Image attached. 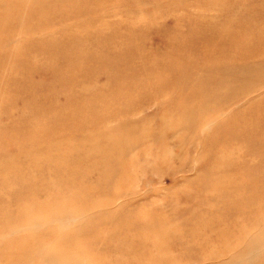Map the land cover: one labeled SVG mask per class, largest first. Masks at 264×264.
<instances>
[{"label":"rangeland","instance_id":"374dc122","mask_svg":"<svg viewBox=\"0 0 264 264\" xmlns=\"http://www.w3.org/2000/svg\"><path fill=\"white\" fill-rule=\"evenodd\" d=\"M120 1L101 15L117 12L109 21L135 27L129 47L138 60L120 71L105 69L94 58L102 42L58 10L34 13L55 18L27 29L29 0L0 33V264H263L264 0ZM99 15L90 16L93 30ZM80 34L92 59L61 60L64 41L52 40ZM196 36L215 37L211 56L189 52ZM174 42L188 59L166 58ZM165 59L178 71H157Z\"/></svg>","mask_w":264,"mask_h":264},{"label":"bare ground","instance_id":"6f19581e","mask_svg":"<svg viewBox=\"0 0 264 264\" xmlns=\"http://www.w3.org/2000/svg\"><path fill=\"white\" fill-rule=\"evenodd\" d=\"M27 0H19V2H18V0H0V18H2L3 19V21L4 22H0V33L1 32H4V31H7L8 30V28L9 27H11L12 25H14L15 24V22H16V20L18 19V17H19V15H20V13L23 11V3L25 4V2H26ZM30 1V9H31V14L33 15L32 17H31V24L30 25H27V29H31V27H44V26H46V25H49V24H51L52 23V21L54 20V18L55 17H53V18H51V20H46V21H44V22H42V21H39V20H37V19H35V17L36 16H38V14H34V13H40V12H45V13H47L48 14V12H54L55 10H58L59 12H61V16L62 17H59L60 18V20L61 21H67V20H69L70 18H75V19H73V23H71L70 25L72 26V27H81V32H84L85 34L86 33H92V34H94L95 36H97V38H98V40H99V42H102V44L104 45V47H103V50L99 53V54H97L96 56H94V58L95 59H97L99 62H103L104 63V66H105V69H106V67L107 68H110V69H114V70H117V71H120L123 67L124 68H128L129 67V63H133V64H135L136 63V61L138 60V55L137 54H135L134 52H132L131 50H130V47H129V45H130V42H131V39H133L134 38V36L133 37H131L130 35H132L131 33L133 32V28H135V27H131V26H128L127 28H122V29H119V26L118 25H120V20H118V22H111V21H109L110 20V16H116L117 15V12H112L111 14L109 13L108 15H107V13H105V16H103V17H101V15L102 14H104L103 12H107V7H108V4L109 3H113L114 2V0H29ZM116 1H118L119 3H121V1L120 0H116ZM166 1V0H165ZM170 2V1H169ZM155 3V2H154ZM167 4H169V3H167ZM137 7H139V6H137ZM155 7H156V4H155ZM2 8H7L8 10L7 11H2L1 9ZM27 8V7H26ZM113 8V7H112ZM111 8V9H112ZM125 9H124V11L126 12V7H124ZM136 8V7H135ZM135 8H133V9H135ZM10 9H12L13 11H14V14L12 15V16H10L9 14H8V11L10 10ZM130 9V7H128L127 8V10H129ZM137 9V8H136ZM109 11V10H108ZM138 11V10H137ZM136 11V12H137ZM3 12V13H2ZM119 12H121V11H119ZM133 12H134V10H133ZM121 13H123V10H122V12ZM135 13V12H134ZM91 14H100L99 15V21H100V24H98V26H97V28H95L94 30L91 28V25H95L96 23H95V21H92L91 19H90V16H91ZM124 14V13H123ZM125 14H127V13H125ZM121 15V14H120ZM84 16V17H83ZM93 19V18H92ZM98 20V19H97ZM105 21H109V22H105ZM100 31H103L104 32V34H100ZM108 32V33H107ZM99 33V34H98ZM81 35L82 34H80V36H78V37H76V38H67V37H65V36H62V37H55L52 41H53V43H58V42H60V41H64V43H63V47H56L58 50H60V57H61V60L63 59V60H65V61H68L69 59H73L74 57H79V58H81V59H92V55H86V54H84L83 52H82V50H81V43H84V41L82 40V38H81ZM219 37V39H220V41L217 43L218 45H221L220 43L223 41L222 40V38H220V35L218 36ZM215 37H212V38H208L206 41H203L202 40V38L200 37V36H196V37H194V38H191V39H193L192 40V42H191V44L189 45V52L191 51V50H193L192 48L193 47H196V50H198L199 48L201 49V50H203L205 53H207V56H211L212 55V51H210V49H211V46H210V41H212L213 39H214ZM212 42H214V43H216L217 41L216 40H213ZM194 43H197L198 45H195ZM73 44H76L75 46L77 47V46H79V47H77L75 50H70L71 48L70 47H66V46H73ZM217 44H215V45H217ZM157 45V44H156ZM217 45V46H218ZM30 49V48H29ZM33 49V48H32ZM51 51V50H50ZM210 51V52H209ZM184 47H183V45L182 44H180V43H177V42H174L173 44H172V46H169L168 48L166 47V45L164 46V51L162 52V53H166V58H173V59H182L183 58V56H185V58L186 59H188V53H189ZM195 54V53H194ZM199 54V53H198ZM54 56V55H53ZM197 57H198V55H197ZM194 58H196V57H194ZM199 58V57H198ZM197 58V59H198ZM21 59V58H20ZM200 59V58H199ZM198 59V60H199ZM197 60V61H198ZM49 61V60H48ZM200 61V60H199ZM163 62L164 61H161V62H159L157 65H155V69L158 71H162L164 68H169V69H173V70H175V71H178V69H179V67H178V65L177 64H173V65H171V64H168V63H170L167 59H165V64L163 65ZM186 62V61H185ZM196 62V61H195ZM184 63V62H183ZM168 64V65H167ZM201 64V63H200ZM62 65V64H61ZM64 65V64H63ZM126 65H128L127 67H126ZM144 65H145V62H144ZM203 67V66H202ZM190 68V67H189ZM196 69V68H195ZM70 71H71V69H70ZM184 71V70H183ZM196 72V71H195ZM70 73V72H69ZM160 73V72H159ZM162 73V72H161ZM161 75V74H160ZM70 76V75H69ZM157 77V76H156ZM152 78H154L153 76H152ZM195 80V79H194ZM179 81V80H178ZM130 82V81H129ZM162 82V81H161ZM173 82V81H172ZM148 83V82H147ZM152 83H155V82H152ZM163 83V82H162ZM168 83V82H167ZM16 84V83H15ZM108 84V83H107ZM146 84V83H145ZM144 84V85H145ZM156 84V83H155ZM154 84V85H155ZM159 84V83H158ZM164 84V83H163ZM126 85V84H125ZM153 85V84H152ZM217 85V84H216ZM123 86V85H122ZM141 86V88H142V85H140ZM199 86V85H198ZM65 87V86H64ZM200 87V86H199ZM195 88V87H194ZM154 89V88H153ZM210 89V88H209ZM213 89V88H212ZM110 90V89H109ZM157 90V89H156ZM185 90L186 89H184V92H185ZM106 91V90H105ZM147 91V90H146ZM162 91V90H161ZM141 92V91H140ZM148 93H149V91H148ZM147 93V94H148ZM160 93H162V92H160ZM160 93H159V96H160ZM163 94V93H162ZM161 94V95H162ZM173 95V94H172ZM67 96V95H66ZM184 96V95H183ZM149 97V96H148ZM156 97V96H155ZM162 97V96H161ZM231 97H232V99H231V102H234V99H233V95H231ZM143 98V97H142ZM162 101V100H161ZM170 101V100H169ZM168 101V102H169ZM129 102V101H128ZM164 102V101H163ZM173 102V101H172ZM160 103V102H159ZM128 105V104H127ZM124 105H122V107H123ZM129 106V105H128ZM166 106H167V103H166V105H165V107L164 108H166ZM170 106V105H169ZM62 107V106H61ZM156 107V106H155ZM119 108V107H118ZM117 108V109H118ZM164 108H162V109H164ZM176 108V107H175ZM227 108V107H226ZM159 109V108H158ZM170 109V108H169ZM233 109V108H232ZM238 109V108H237ZM156 110V109H155ZM236 110V109H235ZM174 111V110H173ZM155 112V111H154ZM228 112H230V111H228ZM232 112V111H231ZM178 113V112H177ZM215 113H216V111H215ZM221 113V112H220ZM181 114V113H180ZM214 114V113H213ZM230 114V113H229ZM14 115V114H13ZM231 115V114H230ZM72 116V115H71ZM210 116H212V115H210ZM223 116H224V114H223ZM222 116V117H223ZM232 116V115H231ZM209 117V116H208ZM207 117V118H208ZM225 117V116H224ZM227 117V116H226ZM176 118V117H175ZM186 118V117H185ZM185 118H183V119H185ZM191 118V117H190ZM25 119V118H24ZM214 119V118H213ZM221 119V118H220ZM222 119H224V118H222ZM126 121H127V123H128V120L127 119H125ZM178 120V119H177ZM162 121V120H161ZM167 121H169V120H167ZM174 121H176V119L175 120H173V122ZM185 121V120H184ZM214 121V120H213ZM116 122V121H115ZM180 122V121H179ZM193 122V121H192ZM224 122V121H223ZM119 123H120V121H119ZM131 123H133V122H131ZM139 124V123H138ZM148 124V123H147ZM175 124V123H174ZM177 124V123H176ZM210 124H213V123H210ZM217 124V123H216ZM120 125V124H119ZM122 125V124H121ZM120 125V126H121ZM124 125V124H123ZM162 125H163V123H162ZM178 125V124H177ZM180 125V124H179ZM217 125H219V124H217ZM130 126V125H129ZM181 126V125H180ZM183 126H184V124H183ZM4 127H6V126H4ZM122 127V126H121ZM206 127V126H205ZM215 127V126H214ZM213 127V128H214ZM178 128H180L179 126H178ZM187 128V127H186ZM202 128H203V126H202ZM212 128V129H213ZM215 128H217L218 129V127H215ZM214 128V129H215ZM7 129V128H6ZM114 129V128H113ZM140 129V128H139ZM176 129V128H175ZM210 129H211V127H210ZM116 130H117V128H116ZM172 130V129H171ZM203 130V129H202ZM208 130V129H207ZM111 131H113V130H111ZM124 131V130H123ZM138 131V130H137ZM136 131V132H137ZM22 132V131H21ZM173 132V131H172ZM172 132H170V135H171V133ZM218 132V131H217ZM10 133V132H9ZM157 133H159V132H157ZM202 133V132H201ZM8 134V133H7ZM169 134V133H168ZM199 134V133H198ZM220 134V133H219ZM167 135V134H166ZM35 136V135H34ZM162 136V135H161ZM167 136H169V135H167ZM211 137V136H210ZM220 138V137H219ZM156 139V138H155ZM140 140H142V139H140ZM159 140V139H158ZM165 140V139H164ZM204 140V139H203ZM215 141H217V140H215ZM6 142V141H5ZM143 142V141H142ZM144 142H146V140L144 141ZM1 144V143H0ZM231 144V143H230ZM214 147V146H213ZM240 149V148H239ZM220 150H221V148H220ZM219 150V151H220ZM241 150V149H240ZM229 151V150H228ZM225 152V151H224ZM238 152V151H237ZM226 153V152H225ZM230 153H231V151H230ZM83 154V153H82ZM251 154V153H250ZM252 155V154H251ZM10 156V155H9ZM1 158H3V157H1ZM218 159H220V157L218 158ZM4 160V159H3ZM16 161V160H15ZM22 162V161H21ZM2 163H4V162H2ZM16 163V162H15ZM24 163H26V162H24ZM50 163V162H49ZM229 166V165H228ZM14 167V166H13ZM24 166H22V168H23ZM35 167V166H34ZM237 167V166H236ZM2 168V167H1ZM21 168V169H22ZM36 168V167H35ZM223 168V167H222ZM225 168V167H224ZM226 168H227V166H226ZM225 168V169H226ZM4 169V168H3ZM12 169V168H11ZM17 169V168H16ZM19 169H20V167H19ZM220 169V168H219ZM231 169V168H230ZM10 170V169H9ZM29 170H33V169H29ZM29 170H28V172H29ZM233 170V169H232ZM235 170V169H234ZM233 170V171H234ZM0 171H2V170H0ZM16 171V170H15ZM36 171V170H35ZM41 171V170H40ZM8 172V171H7ZM241 172V171H240ZM12 173V172H11ZM18 173V172H17ZM42 173V172H41ZM29 174V173H28ZM227 174V173H226ZM237 174V173H236ZM25 175V174H24ZM23 174H22V176H24ZM21 176V175H20ZM37 177V176H36ZM228 178V177H227ZM17 179V178H16ZM18 180V179H17ZM71 180V179H70ZM226 180H229V179H226ZM235 180V179H234ZM236 181V180H235ZM221 182H223V181H221ZM228 182V181H227ZM17 183V182H16ZM35 183V182H34ZM72 183V182H71ZM30 184V183H29ZM40 184V183H39ZM219 184V183H218ZM7 185V184H6ZM35 185V184H34ZM37 185V184H36ZM4 186V185H3ZM26 186H28V185H26ZM49 186V185H48ZM234 186V185H233ZM43 187V186H42ZM72 187V186H71ZM70 187V188H71ZM208 187V186H207ZM220 187V186H219ZM244 187V186H243ZM246 187V186H245ZM249 187V186H248ZM4 188V187H3ZM7 188V187H6ZM24 188V187H23ZM26 188V187H25ZM20 189V188H19ZM29 189H31V188H29ZM33 189V188H32ZM52 189V188H51ZM68 189V188H67ZM216 189V188H215ZM226 189V188H225ZM238 189V188H237ZM247 189V188H246ZM1 191V190H0ZM3 191V190H2ZM8 191V190H7ZM17 191V190H16ZM56 191V190H55ZM60 191V190H59ZM111 191V190H110ZM238 191V190H237ZM259 191V190H258ZM261 191V190H260ZM12 192V191H11ZM28 192H29V190H28ZM69 193H71L70 191H68ZM127 192V191H126ZM65 193H66V191H65ZM76 193V192H75ZM102 193V192H101ZM21 194V193H20ZM52 194V193H51ZM56 194V193H55ZM64 194V193H63ZM91 194V193H90ZM116 194V193H115ZM127 194V193H126ZM241 194V193H240ZM239 194V195H240ZM60 195V194H59ZM62 195V194H61ZM64 195H66V194H64ZM111 195V194H110ZM119 195H120V193H119ZM2 196H3V194H2ZM17 196V195H16ZM48 196V195H47ZM88 196V195H87ZM116 196V195H115ZM122 196V195H121ZM235 196V195H234ZM241 196V195H240ZM252 196V195H251ZM1 197V196H0ZM13 197V196H12ZM25 197H26V195H25ZM64 197V196H63ZM70 197V196H69ZM85 197V196H84ZM89 197V196H88ZM104 197V196H103ZM126 197V196H125ZM244 197V196H243ZM5 198V197H4ZM9 198V197H8ZM23 198V197H22ZM52 198H53V196H52ZM76 198V197H75ZM97 198V197H96ZM79 199V198H78ZM91 198H89V200H90ZM117 199H118V197H117ZM231 199V198H230ZM245 199V198H244ZM252 199V198H251ZM258 199V198H257ZM257 199H256V201H257ZM262 199V198H261ZM54 200V199H53ZM100 200V199H99ZM209 200V199H208ZM233 200V199H232ZM248 200H249V198H248ZM18 201H19V198H18ZM17 201V202H18ZM69 201V200H68ZM97 201H98V199H97ZM106 201V200H105ZM252 201V200H251ZM78 202V201H77ZM104 202V201H103ZM245 202V201H244ZM9 203H11V202H9ZM90 203V202H89ZM23 204V203H22ZM42 204H44V203H42ZM84 204V203H83ZM88 204V203H87ZM100 204V203H99ZM107 204V203H106ZM106 204H105V206H106ZM198 204V203H197ZM196 204V205H197ZM235 204V203H234ZM18 205V204H17ZM35 205V204H34ZM37 205V204H36ZM101 205V204H100ZM195 205V206H196ZM208 205V204H207ZM231 205V204H230ZM251 205H252V203H251ZM250 205V206H251ZM254 205V204H253ZM262 205V204H261ZM264 205V204H263ZM262 205V206H263ZM75 206V205H74ZM94 206H96V205H94ZM217 206H218V204H217ZM226 206V205H225ZM232 206H234V205H232ZM236 206V205H235ZM241 206H242V203H241ZM0 207H2V206H0ZM5 207V206H4ZM11 207H13V206H11ZM20 207V206H19ZM28 207V206H27ZM31 207V206H30ZM46 207V206H45ZM88 207V206H87ZM91 206H89V208H90ZM99 207V206H98ZM101 207V206H100ZM116 207H118V206H116ZM123 207V206H122ZM121 207V209H123ZM257 207H259V206H257ZM35 208H37V207H35ZM41 208V207H40ZM39 208V209H40ZM75 208V207H74ZM217 208V207H216ZM220 208V207H219ZM246 208V207H245ZM250 208V207H249ZM248 208V209H249ZM252 208V207H251ZM255 208V207H254ZM1 209V208H0ZM3 209V208H2ZM5 209V208H4ZM7 209V208H6ZM9 209H10V207H9ZM14 209V208H13ZM24 209V208H23ZM38 209V210H39ZM42 209V208H41ZM93 209H94V207H93ZM92 209V210H93ZM114 209V208H113ZM120 209V210H121ZM236 209V208H235ZM247 209V210H248ZM256 209V208H255ZM31 210V209H30ZM84 210V209H83ZM96 210V209H95ZM112 210V209H111ZM202 210V209H201ZM8 211V210H7ZM12 211V210H11ZM10 211V212H11ZM36 211V210H35ZM82 211V210H81ZM222 211V210H221ZM6 212V211H5ZM9 212V211H8ZM16 212V211H15ZM20 212V211H19ZM24 212H26L25 210H24ZM39 212V211H38ZM86 212H87V210H86ZM85 212V213H86ZM220 212V211H219ZM228 212V211H227ZM235 212H237V211H235ZM244 212H247V211H244ZM31 213H33V211L31 212ZM36 213V212H35ZM40 213H41V211H40ZM78 213H79V211H78ZM77 213V214H78ZM96 213V212H95ZM107 213H109V210H108V212ZM113 213V212H112ZM122 213V212H121ZM204 213V212H203ZM226 213V212H225ZM251 213V212H250ZM89 214V213H88ZM106 214V213H105ZM109 214H111V211H110V213ZM114 214V213H113ZM236 214V213H235ZM238 214V213H237ZM239 214L241 215V213L239 212ZM248 214V213H247ZM5 215V214H4ZM24 215H25V213H24ZM42 215V214H41ZM93 215V214H92ZM228 215H229V213H228ZM10 216V215H9ZM27 216V215H26ZM35 216H37V215H35ZM44 216H46V215H44ZM83 216V215H82ZM101 216V215H100ZM99 216V217H100ZM109 215H107V217H108ZM111 216V215H110ZM156 216V215H155ZM251 216V215H250ZM23 217V216H22ZM21 216H20V218H22ZM70 217V216H69ZM94 217H96V216H94ZM98 217V218H99ZM112 217V216H111ZM117 217H119V216H117ZM125 217V216H124ZM200 217V216H199ZM211 217V216H210ZM255 217V216H254ZM29 218V217H28ZM52 218V217H51ZM50 218V219H51ZM77 218V217H76ZM89 218V217H88ZM217 218V217H216ZM7 219V218H6ZM11 219H13V218H11ZM27 219V218H26ZM72 219V218H71ZM84 219V218H83ZM97 219V218H96ZM105 219V218H104ZM113 219V218H112ZM116 219V218H115ZM174 219V218H173ZM190 219H191V217H190ZM223 219V218H222ZM231 219H233V218H231ZM245 219H246V217H245ZM247 219H248V217H247ZM258 219H260V218H258ZM47 220H49V219H47ZM53 220V219H52ZM70 220V219H69ZM85 220H86V218H85ZM89 220V219H88ZM91 220V219H90ZM92 220H93V218H92ZM95 220V219H94ZM157 220V219H156ZM213 220V219H212ZM215 220V219H214ZM213 220V221H214ZM235 220V219H234ZM252 220V219H251ZM261 220V219H260ZM264 219L262 218V221H263ZM1 221H3V220H1ZM12 221V220H11ZM10 220L8 221V223L9 222H11ZM45 221V220H44ZM44 221H43V223H44ZM56 221V220H55ZM96 221V220H95ZM100 222H102V219L101 220H99ZM99 221H97L98 222V224L100 223ZM119 221V220H118ZM123 221V220H122ZM155 221V220H154ZM186 221V220H185ZM220 221V220H219ZM228 220H226V222H227ZM254 221V220H253ZM4 222V221H3ZM28 222V221H27ZM30 222H32V221H30ZM117 222V221H116ZM156 222V221H155ZM187 222V221H186ZM218 222V221H217ZM242 222V221H241ZM256 222V221H255ZM29 223V222H28ZM34 223V222H33ZM37 223V222H36ZM58 224H60L59 222H57ZM86 223V222H85ZM93 223V222H92ZM189 223V222H188ZM192 223V222H191ZM203 223V222H202ZM1 224H2V222H1ZM12 224V223H11ZM21 224V223H20ZM83 224V223H82ZM87 224V223H86ZM114 224V223H113ZM154 224V223H153ZM160 224V223H159ZM201 224V223H200ZM222 224V223H221ZM224 224V223H223ZM243 224V223H242ZM245 224V223H244ZM247 224H249L248 222H247ZM9 225V224H8ZM23 225V224H22ZM33 225V224H32ZM38 225V224H37ZM52 225V224H51ZM61 225V224H60ZM62 225H64V224H62ZM70 225H72V224H70ZM88 225V224H87ZM106 225V224H105ZM107 225H108V223H107ZM155 225V224H154ZM157 225V224H156ZM179 225V224H178ZM182 225V224H181ZM184 225V224H183ZM197 225V224H196ZM216 225V224H215ZM238 225V224H237ZM239 225H241V224H239ZM263 225V224H262ZM1 226V225H0ZM3 226V225H2ZM11 226V225H10ZM31 226V225H30ZM39 226V225H38ZM82 226V225H81ZM86 226V225H85ZM92 226V225H91ZM95 226V225H94ZM97 226V225H96ZM102 226V225H101ZM113 226V225H112ZM177 226V225H176ZM201 226V225H200ZM209 226V225H208ZM220 226V225H219ZM245 226H248V225H245ZM259 226V225H258ZM12 227V226H11ZM83 227V226H82ZM90 227V226H89ZM141 227V226H140ZM146 227V226H145ZM148 227V226H147ZM191 227V226H190ZM194 227V226H193ZM217 227H218V225H217ZM233 227V226H232ZM240 227V226H239ZM244 227V226H243ZM256 227V226H255ZM1 228V227H0ZM36 228H38V227H36ZM92 228H94L93 226H92ZM108 228V227H107ZM111 228V227H110ZM154 228V227H153ZM162 228V227H161ZM199 228V227H198ZM202 228V227H201ZM2 229V228H1ZM64 229V228H63ZM75 229V228H74ZM79 229V227L77 228V230ZM84 229V228H83ZM149 229V228H148ZM157 229V228H156ZM190 229V228H189ZM231 229V228H230ZM34 230V229H33ZM69 230V229H68ZM86 230V229H85ZM223 230V229H222ZM221 230V231H222ZM19 231V230H18ZM51 231V230H50ZM56 231H57V229H56ZM65 231V230H64ZM74 231V230H73ZM72 230L70 231V232H73ZM79 231V230H78ZM81 231V230H80ZM80 231H79V233H80ZM86 231H88V230H86ZM85 231V232H86ZM94 231V230H93ZM157 231V230H156ZM215 231V230H214ZM238 231V230H237ZM58 232V231H57ZM59 232H60V230H59ZM58 232V233H59ZM69 232V233H70ZM76 232V231H75ZM82 232V231H81ZM191 232V231H190ZM246 232V231H245ZM244 232V233H245ZM249 232H251V230L249 231ZM52 233H53V231H52ZM52 233H50V234H52ZM82 233H84V232H82ZM263 233V232H262ZM63 234V233H62ZM65 234H66V232H65ZM65 234H63V235H65ZM113 234V233H112ZM195 234V233H194ZM197 234V233H196ZM253 234V233H252ZM258 234V233H257ZM44 235H46V234H44ZM54 235H55V233H54ZM60 235V234H59ZM72 235V234H71ZM70 235V236H71ZM80 235V234H79ZM212 235V234H211ZM225 235V234H224ZM260 235V234H259ZM262 235V234H261ZM69 236V235H68ZM76 236V235H75ZM178 236V235H177ZM192 236V235H191ZM203 236V235H202ZM216 236V235H215ZM257 236V235H256ZM56 237V236H55ZM60 237V236H59ZM167 237V236H166ZM222 237V236H221ZM250 237V236H249ZM253 237H254V235H253ZM61 238H63V237H61ZM60 238V239H61ZM70 238V237H69ZM82 238H83V236H82ZM93 238V237H92ZM102 238H103V236H102ZM111 238H112V236H111ZM110 238V239H111ZM178 238H180V236L178 237ZM215 238V237H214ZM242 238V237H241ZM240 238V239H241ZM255 238V237H254ZM18 239V238H17ZM51 239V238H50ZM66 239V238H65ZM124 239V238H123ZM154 239V238H153ZM160 239H161V237H160ZM193 239V238H192ZM239 239V238H238ZM249 239V238H248ZM251 239H253V238H251ZM21 240V239H20ZM42 240H43V238H42ZM53 240V239H52ZM63 240V239H62ZM96 240V239H95ZM108 240H109V237H108ZM113 240V239H112ZM122 240V239H121ZM121 240H118V241H121ZM130 240V239H129ZM149 240V239H148ZM219 240V239H218ZM217 240V241H218ZM235 240V239H234ZM247 240V239H246ZM60 241V240H59ZM63 241H65V240H63ZM116 241V240H115ZM124 241V240H123ZM128 241V240H127ZM126 241V242H127ZM188 241V240H187ZM192 241V240H191ZM210 241V240H209ZM215 241H216V239H215ZM252 241V240H251ZM250 241V242H251ZM254 241V240H253ZM261 241V240H260ZM29 242V241H28ZM130 242V241H129ZM185 242V241H184ZM183 242V243H184ZM195 242V241H194ZM201 242V241H200ZM250 242L248 243V244H250ZM13 243V242H12ZM53 243V242H52ZM68 243H69V240H68ZM83 243V242H82ZM123 244H124V242H122ZM145 243V242H144ZM253 243V242H252ZM252 243H251V245H252ZM255 243V242H254ZM84 244V243H83ZM88 244H90L89 242H88ZM94 244V243H93ZM232 244V243H231ZM247 244V243H246ZM262 244V243H261ZM58 245H60V244H58ZM110 245V244H109ZM113 245V244H112ZM112 245H110V246H112ZM129 245H130V243H129ZM129 245H127L126 244V246H128L129 247ZM186 245V244H185ZM203 245H204V243H203ZM255 245V244H254ZM259 245V244H258ZM15 246H17V245H15ZM14 246V247H15ZM78 246V245H77ZM80 246V245H79ZM82 246V245H81ZM83 246H85V245H83ZM93 246V245H92ZM114 246H116V245H114ZM136 246V245H135ZM148 246V245H147ZM192 246V245H191ZM20 247V246H19ZM58 247H60V246H58ZM86 247V246H85ZM101 247V246H100ZM184 247H186V246H184ZM226 247V246H225ZM247 247H250V246H247ZM17 248V247H16ZM53 248V247H52ZM72 248V247H71ZM84 248V247H83ZM83 248H82V251H83ZM87 248V247H86ZM89 248H91L90 247V245H89ZM109 248V247H108ZM130 248V247H129ZM133 248V247H132ZM168 248V247H167ZM192 247H190V249H191ZM228 248V247H227ZM227 248H225V249H227ZM21 249V248H20ZM58 249V248H57ZM81 249V248H80ZM94 249V248H93ZM113 249V248H112ZM118 249V248H117ZM125 249V248H124ZM186 249V248H185ZM196 249V248H195ZM199 248H197L196 250H198ZM244 249H245V246H244ZM17 249H15V251H16ZM22 250V249H21ZM71 250V249H70ZM69 250V251H70ZM101 250V249H100ZM100 250H98V253H99V251ZM131 250V249H130ZM148 250H150V248L148 249ZM224 250V249H223ZM238 250V249H237ZM12 251V250H11ZM18 251V250H17ZM43 251V250H42ZM58 251V250H57ZM75 251H77V250H74V252ZM85 251V250H84ZM108 251H109V249H108ZM163 251V250H162ZM214 251H215V249H214ZM30 252V251H29ZM29 252H28V254H29ZM114 252V251H113ZM251 252V251H250ZM258 252V251H257ZM79 253V252H78ZM95 253V252H94ZM234 253V252H233ZM239 253V252H238ZM18 254H21L20 253V251H19V253ZM41 254V253H40ZM53 254V253H52ZM57 254V253H56ZM59 254V253H58ZM62 254V253H61ZM75 254V253H74ZM77 254V253H76ZM76 254H75V256H76ZM82 254H83V252H82ZM89 254V253H88ZM106 254H107V252H106ZM108 254H110V253H108ZM155 254H157V253H155ZM232 254V253H231ZM236 254V253H235ZM240 254V253H239ZM242 254V253H241ZM250 254V253H249ZM17 255V254H16ZM78 255V254H77ZM91 255H92V252H91ZM99 255V254H98ZM138 255V254H137ZM148 255V254H147ZM153 255V254H152ZM158 255H159V253H158ZM247 255V254H246ZM9 256V255H8ZM34 256V255H33ZM54 256V255H53ZM56 256V255H55ZM62 256V255H61ZM80 256V255H79ZM87 256V255H86ZM108 256V255H107ZM113 256V255H112ZM115 256V255H114ZM114 256H113V258H114ZM148 256H150V255H148ZM239 256V255H238ZM241 256V255H240ZM243 256V255H242ZM248 256V255H247ZM250 256V255H249ZM5 257V256H4ZM3 257V258H4ZM6 257H7V255H6ZM11 257V256H10ZM157 258H158V256H156ZM156 257H154V258H156ZM162 257V256H161ZM192 257V256H191ZM234 257V256H233ZM260 257H262V256H260ZM2 258V259H3ZM34 258V257H33ZM56 258V257H55ZM62 258H64V257H62ZM92 258H93V256H92ZM99 258V257H98ZM109 258H110V256H109ZM227 258V257H226ZM231 258V257H230ZM237 258V257H236ZM236 258H234V259H236ZM258 258V257H257ZM7 259V258H6ZM59 259V258H58ZM139 259V258H138ZM144 259V258H143ZM229 259V258H228ZM239 259V258H238ZM46 260V259H45ZM76 260H78V259H76ZM129 260V259H128ZM140 260V259H139ZM159 260H160V258H159ZM158 259H157V261H159ZM250 260V259H249ZM253 260V259H252ZM27 261V260H26ZM44 261V260H43ZM49 261H51V260H49ZM95 261V260H94ZM123 261H125V260H123ZM144 261V260H143ZM173 261V260H172ZM219 261V260H218ZM217 261V262H218ZM244 261V260H243ZM48 262V261H47ZM115 262V261H114ZM217 262H215V263H217ZM26 263V262H25ZM52 263V262H51ZM130 263V262H129ZM147 263V262H146ZM162 263V262H161ZM164 263V262H163ZM166 263V262H165ZM223 263H225L226 264V262H223ZM90 264H91V262H90ZM97 264H99V263H97ZM102 264H103V262H102ZM138 264V263H137ZM260 264H261V262H260ZM264 264V263H263Z\"/></svg>","mask_w":264,"mask_h":264},{"label":"clouds","instance_id":"9594fccd","mask_svg":"<svg viewBox=\"0 0 264 264\" xmlns=\"http://www.w3.org/2000/svg\"><path fill=\"white\" fill-rule=\"evenodd\" d=\"M81 264H87V260L86 259L82 260Z\"/></svg>","mask_w":264,"mask_h":264}]
</instances>
